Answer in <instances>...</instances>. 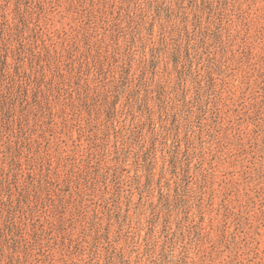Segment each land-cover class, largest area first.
Segmentation results:
<instances>
[{"label":"rangeland","instance_id":"rangeland-1","mask_svg":"<svg viewBox=\"0 0 264 264\" xmlns=\"http://www.w3.org/2000/svg\"><path fill=\"white\" fill-rule=\"evenodd\" d=\"M0 264H264V0H0Z\"/></svg>","mask_w":264,"mask_h":264}]
</instances>
